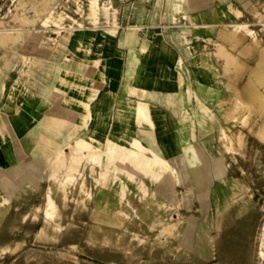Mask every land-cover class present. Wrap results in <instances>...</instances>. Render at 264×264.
Returning a JSON list of instances; mask_svg holds the SVG:
<instances>
[{
    "label": "rangeland",
    "instance_id": "1",
    "mask_svg": "<svg viewBox=\"0 0 264 264\" xmlns=\"http://www.w3.org/2000/svg\"><path fill=\"white\" fill-rule=\"evenodd\" d=\"M102 1L0 0V47L38 50L51 45L57 61H68L66 57H75L68 51L92 41L99 44L103 33L136 29L133 24L115 27V20L104 18ZM223 29L234 50L226 38L220 43L230 50L218 44L217 54L224 59V72L237 83L238 96L209 101L211 111L205 101L193 98L181 115L182 84L167 86L176 92L175 99L160 98L152 119L158 123L159 142L173 146L163 150L173 157L166 168L117 147L127 142L115 135L104 159V145L88 138L89 81L80 75L87 69L77 70L79 80H72V88L60 84L78 95L81 132L72 136L68 131L55 147L49 146L45 171L31 174L30 185L2 205L0 264H264V92L258 86L264 71L262 79L261 74L254 78L260 70L257 51L264 50V0H250V21L227 23ZM21 52H2L0 62L21 61ZM78 55L80 61L92 57ZM59 71L66 75L72 70ZM198 71L175 70V78L184 73L193 90ZM9 75L24 78L28 73L0 71V77ZM55 100L63 109L70 105L64 95ZM115 103L112 93L111 109ZM126 110L132 113V108ZM216 112L223 114L224 123ZM62 118L54 122L53 115L47 117L50 124L70 129V118ZM97 119H91V128L103 126ZM120 119L123 127L134 126L131 117Z\"/></svg>",
    "mask_w": 264,
    "mask_h": 264
},
{
    "label": "crops",
    "instance_id": "2",
    "mask_svg": "<svg viewBox=\"0 0 264 264\" xmlns=\"http://www.w3.org/2000/svg\"><path fill=\"white\" fill-rule=\"evenodd\" d=\"M102 2L105 5L103 17L109 22L115 20V27L125 28L133 24L136 29L119 31L115 28L116 33H103L99 44L94 45L92 41L68 51L75 53V57H66L68 61H57L56 48L51 45L38 50L9 45L0 47V53L10 55L22 50L21 61L13 64L0 62V71L8 69L18 73L22 69L28 73L24 78L11 75L0 77V211L7 200L30 185L31 174L45 171L49 146L55 147L59 137L68 131L72 132V136L81 132L76 124L80 115L78 95L60 86L65 84L72 88V80H79L77 70L80 68L96 69L91 72L86 70L80 75L89 81V103L85 110L88 138L91 135L93 144L104 145V159L105 151L110 148V143H114L110 137L115 135L117 140L125 139L127 142L116 146L129 150L135 158L144 156L151 166L166 168L170 164L173 157L163 155V150L173 146L159 142L158 123L152 119L156 116L160 98L173 103L176 92L168 90L167 86L175 82L182 84L181 115L191 108L193 98L205 101L211 111L209 101L217 104L229 95L231 101L238 96L235 90L237 83L224 72V59L218 56L217 48L218 44H222L220 41L228 38L231 50L222 45L230 51L234 50L233 41L223 27L235 21H250V0ZM112 10H115L114 16ZM97 33L95 31L93 35ZM196 39L198 46L194 45ZM235 49L238 52V47ZM80 53L83 56L91 53L92 57L80 61ZM37 55L36 62L32 61L31 57ZM192 68H199L192 81L193 90L190 79L187 81L184 73L175 78V70ZM60 69L72 71L65 75ZM112 93L116 100L113 109L110 107ZM21 94L24 95L22 99ZM58 95H64L70 103L67 108L63 109L55 100ZM127 108H132V113H128ZM48 115L55 117L54 122H61L62 116L66 115L70 118V129L67 125L50 124ZM216 115L224 123L223 114L216 112ZM126 117L132 118L134 126L123 127L120 118ZM92 118L102 119L103 126L93 125L91 128L89 123ZM230 119L233 120V117ZM187 139L192 141L190 127ZM142 148L147 151L142 152Z\"/></svg>",
    "mask_w": 264,
    "mask_h": 264
},
{
    "label": "bare ground",
    "instance_id": "3",
    "mask_svg": "<svg viewBox=\"0 0 264 264\" xmlns=\"http://www.w3.org/2000/svg\"><path fill=\"white\" fill-rule=\"evenodd\" d=\"M249 45H250V44H249ZM260 48H262V49H258V51H257V58H256L257 66H258V68H260V70H259V71L256 70V73H254V74H255V75H254V78H256L258 75H260L262 71H264V50H263V46L260 47ZM248 55H249V54H248ZM233 58H234V57H233ZM236 59H237V58H236ZM230 60H231V59H230ZM237 61L239 62L238 59H237ZM243 61H244V60H243ZM240 62L242 63V59L240 60ZM232 63H234V62H232ZM235 63H236V61H235ZM235 63H234V64H235ZM243 63H245V62H243ZM236 64H237V63H236ZM236 64H235V65H236ZM255 64H256V63H255ZM230 65H231V64H230ZM235 65H234V67H235ZM238 65H240V64H238ZM247 65H248V64H247ZM247 65H246V66H247ZM232 66H233V65H232ZM236 66H237V65H236ZM243 66H244V65H242V67H243ZM246 66H245V67H246ZM254 66H255V65H254ZM254 66L252 65V68H251V69H253ZM238 68H240V67H238ZM238 68H237V69H238ZM255 68H256V67H255ZM244 69H245V68H244ZM244 69H243V70L240 69V70L243 72ZM240 70H239V72H240ZM236 71H237V70H236ZM251 71H252V70L249 69V72H247V73H251ZM250 75H252V74H250ZM263 75H264V73H263ZM263 75L261 74V78H260V79H262V76H263ZM263 78H264V76H263ZM258 79H259V76H258ZM256 80H257V79H256ZM250 83H252V82H250ZM254 83H255V82H254ZM257 83H258V82H257ZM252 84H253V83H252ZM252 84H250V85H252ZM254 85H255V84H254ZM254 85H252V86H254ZM258 86H259L260 90H262V91L264 92V79H262V81L258 84ZM253 88H254V87H253ZM256 88H257V87H256ZM256 88H255V89H256ZM255 89H253V90L255 91ZM256 91H257V90H256ZM256 91H255V93H256ZM255 93H252V94H251V93L249 92V95H253V94L255 95ZM258 93H259V91H258ZM259 94H260V93H259ZM257 97H258V95L256 94V97H255V98H257ZM262 97H263V95H262ZM251 98H252V97H250V100H251ZM253 99H254V97H253ZM259 99H260V98H259ZM259 99H258V100H259ZM261 100H262V99H261ZM252 104H253V103H252ZM259 105H261V102H258V103H257V106H258V107H259ZM251 106H252V105H251ZM263 107H264V105L262 104V105H261V109H262ZM252 108H253V107H252ZM252 108H251V109H252ZM251 109H250V110H251ZM256 109H257V108H256ZM259 109H260V108H259ZM261 109H260V110H261ZM263 109H264V108H263ZM263 109H262V110H263ZM252 110H253V109H252ZM260 110H258V111H260ZM258 111H255V113H260V112H258ZM262 114H263V113H262ZM260 115H261V114H260ZM260 115H259V116H260ZM259 116H258V117H259ZM262 116H263V115H262ZM260 118H261V116H260ZM256 119H257V118H256ZM256 119H255V120H256ZM255 120H254V121H255ZM257 120H258V119H257ZM259 120H260V119H259ZM262 120L264 121V117H262ZM262 120H261V122H262ZM254 121H253V123H254ZM261 122H260V123H261ZM262 123H264V122H262ZM251 125H252V124H251ZM251 125H250V126H251ZM261 126H262V125H261ZM251 127H252V126H251ZM251 127H249V129H250ZM255 127H256V126H255ZM263 130H264V129H263ZM262 139H264V137H263Z\"/></svg>",
    "mask_w": 264,
    "mask_h": 264
}]
</instances>
